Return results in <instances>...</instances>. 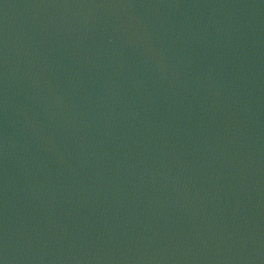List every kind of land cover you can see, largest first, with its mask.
Listing matches in <instances>:
<instances>
[{
    "label": "water",
    "instance_id": "obj_1",
    "mask_svg": "<svg viewBox=\"0 0 264 264\" xmlns=\"http://www.w3.org/2000/svg\"><path fill=\"white\" fill-rule=\"evenodd\" d=\"M0 264H264V0H0Z\"/></svg>",
    "mask_w": 264,
    "mask_h": 264
}]
</instances>
